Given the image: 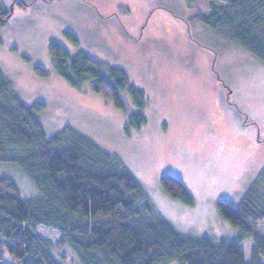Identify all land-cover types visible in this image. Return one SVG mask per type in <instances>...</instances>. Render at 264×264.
Here are the masks:
<instances>
[{"label":"rangeland","instance_id":"1","mask_svg":"<svg viewBox=\"0 0 264 264\" xmlns=\"http://www.w3.org/2000/svg\"><path fill=\"white\" fill-rule=\"evenodd\" d=\"M13 1L0 0V7L10 9ZM23 1L0 29V71L23 103L44 104L38 118L45 135L70 126L117 155L179 233L235 241L238 229L217 204L239 203L264 170V65L198 20L209 14L208 0ZM65 31L76 37V47ZM51 39L124 70L149 100L146 124L125 132L127 116L136 111L126 92L120 93L123 112L89 81L77 90L60 79L49 60ZM163 175L179 179L194 204L165 196ZM0 177L12 178L24 198L40 196L17 166L0 164ZM256 232L264 235V221ZM37 233L51 242L60 264H78L69 248L57 246L56 231L38 227ZM240 248L250 264L252 240ZM0 254V264H10L8 253Z\"/></svg>","mask_w":264,"mask_h":264},{"label":"trees","instance_id":"2","mask_svg":"<svg viewBox=\"0 0 264 264\" xmlns=\"http://www.w3.org/2000/svg\"><path fill=\"white\" fill-rule=\"evenodd\" d=\"M207 5L209 14L198 20L264 65V0H208ZM24 6L14 0L10 9L0 7V29ZM63 35L71 46L78 45L71 32ZM48 54L55 74L69 87L79 90L89 81L95 94L123 112L120 93L130 96L136 111L126 118V133L146 124L143 110L149 100L124 70L84 51L72 54L54 39ZM34 71L47 76L40 67ZM44 109L39 102L23 103L0 71V164L20 168L40 194L24 198L12 178L0 177V250L8 253L10 264H60L38 227L56 231L57 246L69 248L78 264H248L240 245L249 239L250 264L264 261V235L256 232L264 221V170L239 203L217 204L221 217L238 229L235 241L181 234L155 210L117 155L70 126L46 136L38 118ZM159 187L181 205L194 204L176 177L161 176Z\"/></svg>","mask_w":264,"mask_h":264}]
</instances>
